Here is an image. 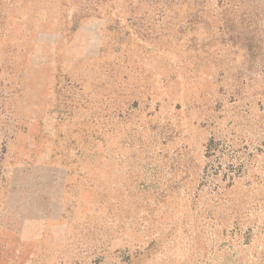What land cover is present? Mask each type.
<instances>
[{
  "label": "rangeland",
  "instance_id": "rangeland-1",
  "mask_svg": "<svg viewBox=\"0 0 264 264\" xmlns=\"http://www.w3.org/2000/svg\"><path fill=\"white\" fill-rule=\"evenodd\" d=\"M0 264H264V0H0Z\"/></svg>",
  "mask_w": 264,
  "mask_h": 264
}]
</instances>
